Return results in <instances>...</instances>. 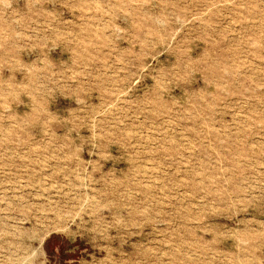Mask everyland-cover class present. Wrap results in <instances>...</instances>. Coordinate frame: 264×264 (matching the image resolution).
Wrapping results in <instances>:
<instances>
[{
    "label": "rangeland",
    "instance_id": "rangeland-1",
    "mask_svg": "<svg viewBox=\"0 0 264 264\" xmlns=\"http://www.w3.org/2000/svg\"><path fill=\"white\" fill-rule=\"evenodd\" d=\"M0 264H264V0H0Z\"/></svg>",
    "mask_w": 264,
    "mask_h": 264
}]
</instances>
